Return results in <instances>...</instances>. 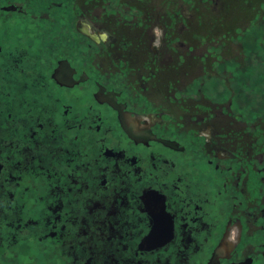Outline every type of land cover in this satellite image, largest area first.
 I'll return each instance as SVG.
<instances>
[{"label":"flooded vegetation","instance_id":"1","mask_svg":"<svg viewBox=\"0 0 264 264\" xmlns=\"http://www.w3.org/2000/svg\"><path fill=\"white\" fill-rule=\"evenodd\" d=\"M139 13L0 0V264H264V132L223 91L160 96Z\"/></svg>","mask_w":264,"mask_h":264},{"label":"rangeland","instance_id":"2","mask_svg":"<svg viewBox=\"0 0 264 264\" xmlns=\"http://www.w3.org/2000/svg\"><path fill=\"white\" fill-rule=\"evenodd\" d=\"M128 2L138 8L141 18L137 26L128 27L131 37H136L131 43L130 38L126 40L130 44L124 45L125 56L133 65L156 67L153 84L157 93L169 94L171 99L176 96V104L186 100L191 108L202 95L219 91L233 95L236 118L240 112L252 114L244 118V125L234 117L235 130L249 126L258 139L264 132V0ZM154 45L153 53L149 48ZM196 83L205 86L202 95L191 92ZM211 83H218L216 91ZM242 131L233 143L252 141Z\"/></svg>","mask_w":264,"mask_h":264}]
</instances>
